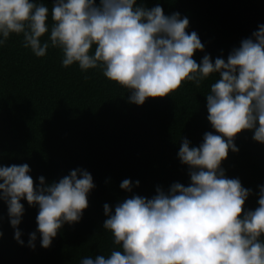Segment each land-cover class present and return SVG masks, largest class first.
<instances>
[{
  "label": "clouds",
  "instance_id": "1",
  "mask_svg": "<svg viewBox=\"0 0 264 264\" xmlns=\"http://www.w3.org/2000/svg\"><path fill=\"white\" fill-rule=\"evenodd\" d=\"M188 25L179 13L165 15L159 4L149 9L137 0H52L50 13L41 0H0V46L22 34V46L37 58L58 49L62 67L99 68L137 106L169 96L185 81L199 86L218 76L206 95L207 120L217 134L205 133L198 147L185 139L178 152L190 183L157 187L151 198L133 195L114 212L105 204L103 229L112 249L80 264H264V185L258 207L245 211L251 189L221 168L228 152L238 151L234 138L242 131H252L253 141L264 145V25L226 61L205 54L200 63L193 56L204 45ZM30 171L27 164L0 166V202L20 245L21 201L37 206L28 247L35 248L39 233L47 249L65 223L80 221L94 184L90 173L75 169L51 184L41 176L37 185ZM132 187L128 179L120 184L128 192Z\"/></svg>",
  "mask_w": 264,
  "mask_h": 264
},
{
  "label": "trees",
  "instance_id": "2",
  "mask_svg": "<svg viewBox=\"0 0 264 264\" xmlns=\"http://www.w3.org/2000/svg\"><path fill=\"white\" fill-rule=\"evenodd\" d=\"M41 2L50 13L52 0ZM157 4L165 15L188 18L186 31L196 32L204 45L193 56L197 63L205 54L213 62L217 57L226 61L264 25V0H137L149 9ZM47 39L46 34L42 42ZM22 40V34H12L0 46V166L27 164L37 185L41 176L51 184L72 170H86L94 188L80 221L65 223L47 249L41 247L39 233L35 248L28 247L37 228V206L21 201L20 245L7 206L0 202V264H80L85 256L107 255L112 249L111 234L103 229L105 204L114 212L133 195L151 198L157 187L167 191L174 183H190L178 152L185 139L198 147L205 133L217 134L207 120L206 95L218 76L199 86L185 81L169 96L137 106L99 68L82 72L78 64L62 67V54L53 48L37 58ZM252 136V131L239 133L234 138L238 151L230 150L221 163L226 178L251 189L245 211L258 207L264 185V145ZM125 179L132 182L131 192L120 188Z\"/></svg>",
  "mask_w": 264,
  "mask_h": 264
}]
</instances>
